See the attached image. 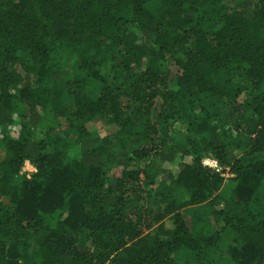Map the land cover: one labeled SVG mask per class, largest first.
I'll use <instances>...</instances> for the list:
<instances>
[{
    "label": "trees",
    "instance_id": "16d2710c",
    "mask_svg": "<svg viewBox=\"0 0 264 264\" xmlns=\"http://www.w3.org/2000/svg\"><path fill=\"white\" fill-rule=\"evenodd\" d=\"M0 264H264V0H0Z\"/></svg>",
    "mask_w": 264,
    "mask_h": 264
},
{
    "label": "rangeland",
    "instance_id": "374dc122",
    "mask_svg": "<svg viewBox=\"0 0 264 264\" xmlns=\"http://www.w3.org/2000/svg\"><path fill=\"white\" fill-rule=\"evenodd\" d=\"M203 164L208 166V167H214L212 160L209 158H204ZM160 165L163 166V168L171 169L173 171L175 170L174 166L170 162H159V166ZM21 171L26 173V174H29L31 171H33V166L29 162L24 161ZM223 175L227 176V173L225 172ZM171 225H172L171 219L169 218V216H167L164 218V220L160 224L159 223L155 224L153 226V228H151V230H157V228H159V227L170 228Z\"/></svg>",
    "mask_w": 264,
    "mask_h": 264
},
{
    "label": "built area",
    "instance_id": "2783aa9c",
    "mask_svg": "<svg viewBox=\"0 0 264 264\" xmlns=\"http://www.w3.org/2000/svg\"><path fill=\"white\" fill-rule=\"evenodd\" d=\"M206 161H207V160H206ZM212 163H213L214 166H216V165H215V162H214L213 160H212Z\"/></svg>",
    "mask_w": 264,
    "mask_h": 264
}]
</instances>
